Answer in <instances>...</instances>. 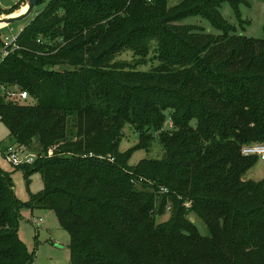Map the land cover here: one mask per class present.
<instances>
[{"label":"trees","instance_id":"obj_1","mask_svg":"<svg viewBox=\"0 0 264 264\" xmlns=\"http://www.w3.org/2000/svg\"><path fill=\"white\" fill-rule=\"evenodd\" d=\"M224 2L243 0H39L0 61V122L44 186L21 204L0 171V264L33 262L25 206L55 214L71 264H264V181L241 154L264 144V39L235 33ZM125 128L139 138L121 152ZM154 139L161 158L129 165Z\"/></svg>","mask_w":264,"mask_h":264},{"label":"rangeland","instance_id":"obj_2","mask_svg":"<svg viewBox=\"0 0 264 264\" xmlns=\"http://www.w3.org/2000/svg\"><path fill=\"white\" fill-rule=\"evenodd\" d=\"M185 1L166 0V3L169 8H173ZM24 6H26L24 0H0V19L11 17V14H18ZM219 13L222 20L234 29L235 33L254 40L264 39V0H243V2L239 3L237 9H234L230 3L224 2L220 7ZM29 19L15 22L8 27H0V61L3 57L2 44L4 38L18 36ZM239 19L242 23H240ZM180 24L198 27L205 32L217 34L210 22L200 16L186 17ZM167 124L168 122L165 124L166 129L168 127ZM138 138L137 132L125 128L124 138L120 142L119 150L125 152L132 149L138 144ZM9 148L17 149V143L13 138L9 137L6 127L0 122V171L5 173L11 180L15 198L21 204H26L31 195H36L43 189L44 182L38 173L31 174L28 178H25L23 171L19 170V167L7 162L4 158V152ZM161 154L160 143L157 139H154L149 152L144 150L133 152L129 165L133 166L143 159H160ZM244 178L255 182L264 181V161L257 159ZM136 187L139 191L150 192L149 185L141 186L137 184ZM157 206L158 202L156 203V208ZM168 211L169 208L167 207L163 216L156 215L157 224L169 219ZM19 213L18 237L25 245L28 253L33 256L32 264H71L68 248L69 235L60 227L52 211L31 210L25 206L19 210ZM187 218L197 228L201 236H209L206 225L198 217L193 213H189ZM34 221L39 224H34Z\"/></svg>","mask_w":264,"mask_h":264},{"label":"built area","instance_id":"obj_3","mask_svg":"<svg viewBox=\"0 0 264 264\" xmlns=\"http://www.w3.org/2000/svg\"><path fill=\"white\" fill-rule=\"evenodd\" d=\"M16 37H5L3 42V50L2 56H6L9 53L13 52L17 47L15 46ZM10 45V46H9ZM8 98H11L13 102L23 103L28 100L29 96L26 92L18 91V92H7ZM241 154L244 157H257L260 161H264V144H255L248 147H245L241 150ZM4 158L11 165L15 167H20L24 165H32L36 160V156L33 154L26 153L23 149L17 148L12 149L9 148L4 152ZM34 224H39L37 221H34Z\"/></svg>","mask_w":264,"mask_h":264},{"label":"water","instance_id":"obj_4","mask_svg":"<svg viewBox=\"0 0 264 264\" xmlns=\"http://www.w3.org/2000/svg\"><path fill=\"white\" fill-rule=\"evenodd\" d=\"M27 6L26 11L16 15L14 17H8L6 19H0V24H3V27H8L15 22H20L26 20L33 12L35 7L37 6L39 0H24Z\"/></svg>","mask_w":264,"mask_h":264},{"label":"bare ground","instance_id":"obj_5","mask_svg":"<svg viewBox=\"0 0 264 264\" xmlns=\"http://www.w3.org/2000/svg\"><path fill=\"white\" fill-rule=\"evenodd\" d=\"M27 6H24L23 9L21 11H19V13L17 15H19L20 13H23L24 11H26ZM0 27H3V24H0Z\"/></svg>","mask_w":264,"mask_h":264},{"label":"crops","instance_id":"obj_6","mask_svg":"<svg viewBox=\"0 0 264 264\" xmlns=\"http://www.w3.org/2000/svg\"><path fill=\"white\" fill-rule=\"evenodd\" d=\"M18 1H20V0H18ZM17 4V3H16ZM17 14H11V17H14V16H16Z\"/></svg>","mask_w":264,"mask_h":264}]
</instances>
